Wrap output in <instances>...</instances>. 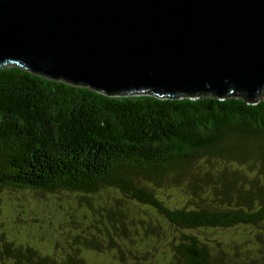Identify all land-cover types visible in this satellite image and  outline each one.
<instances>
[{
    "label": "trees",
    "instance_id": "obj_1",
    "mask_svg": "<svg viewBox=\"0 0 264 264\" xmlns=\"http://www.w3.org/2000/svg\"><path fill=\"white\" fill-rule=\"evenodd\" d=\"M12 191V208L18 193L86 205L67 223L26 208L0 222V264H264V95L111 96L0 67Z\"/></svg>",
    "mask_w": 264,
    "mask_h": 264
},
{
    "label": "water",
    "instance_id": "obj_2",
    "mask_svg": "<svg viewBox=\"0 0 264 264\" xmlns=\"http://www.w3.org/2000/svg\"><path fill=\"white\" fill-rule=\"evenodd\" d=\"M107 95H264V0H0V67Z\"/></svg>",
    "mask_w": 264,
    "mask_h": 264
},
{
    "label": "rangeland",
    "instance_id": "obj_3",
    "mask_svg": "<svg viewBox=\"0 0 264 264\" xmlns=\"http://www.w3.org/2000/svg\"><path fill=\"white\" fill-rule=\"evenodd\" d=\"M10 197L8 198V196ZM14 191L8 193L7 195L0 196V222L3 223V231H5L6 227L11 224L18 225L24 216V208L26 210L32 209V211L37 212L40 215V219H45L44 224L48 225L51 220L48 217H52L56 222L58 223H67L65 221L64 217L73 216L78 217L82 214L81 208L82 206L86 205V199L81 198L80 199V205L77 203L75 199L68 200L67 195H60V194H50V193H34L30 194V198H27L26 195L23 194H16L21 199L20 201H16V206L12 208L15 199ZM8 198V199H7ZM9 200H12L11 202ZM91 200V199H90ZM9 201V202H8ZM17 203H22V207ZM128 204L136 208L139 205L133 202H128ZM97 210V209H94ZM140 211H137V215ZM32 217H37L32 214L30 211ZM74 215H72V214ZM55 224V223H54ZM91 225V224H89ZM8 228V227H7ZM89 228V226L86 227V230ZM94 230V228L89 229ZM9 231V229H8ZM7 231V232H8ZM88 231V230H87Z\"/></svg>",
    "mask_w": 264,
    "mask_h": 264
}]
</instances>
